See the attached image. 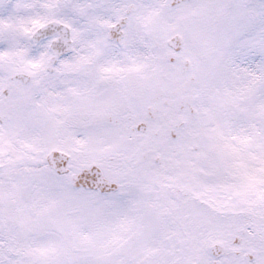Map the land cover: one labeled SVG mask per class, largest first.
Returning <instances> with one entry per match:
<instances>
[{"label":"snow or ice","instance_id":"6c2138e0","mask_svg":"<svg viewBox=\"0 0 264 264\" xmlns=\"http://www.w3.org/2000/svg\"><path fill=\"white\" fill-rule=\"evenodd\" d=\"M0 264H264V0H0Z\"/></svg>","mask_w":264,"mask_h":264}]
</instances>
